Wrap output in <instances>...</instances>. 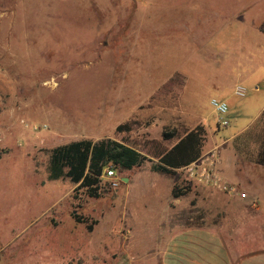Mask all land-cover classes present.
<instances>
[{
	"label": "rangeland",
	"instance_id": "374dc122",
	"mask_svg": "<svg viewBox=\"0 0 264 264\" xmlns=\"http://www.w3.org/2000/svg\"><path fill=\"white\" fill-rule=\"evenodd\" d=\"M252 2L0 0V264H144L136 234L145 214L154 221L146 187L154 183L162 197L169 182L184 186L183 176L146 159L115 170L114 180L102 177L101 196L90 197L67 178L47 179L50 150L73 140L142 145L165 128L203 125L201 154L218 147L221 175L234 177L243 166L262 179L264 167L250 159L264 104ZM238 84L244 96L235 94ZM211 98L226 102L227 126L218 124ZM124 122L131 129L115 132ZM188 190L170 222L190 215L199 224L220 212V192ZM132 216L134 234L126 224ZM247 232L236 234L263 249L264 232L261 239Z\"/></svg>",
	"mask_w": 264,
	"mask_h": 264
},
{
	"label": "crops",
	"instance_id": "0c3cea01",
	"mask_svg": "<svg viewBox=\"0 0 264 264\" xmlns=\"http://www.w3.org/2000/svg\"><path fill=\"white\" fill-rule=\"evenodd\" d=\"M252 5L253 9L255 8L253 14L256 15L253 25L256 34L254 43L256 49L260 51L259 54H264V32L262 31L264 0H253ZM249 7V5L244 6L242 12L245 14ZM263 79L264 76L261 81ZM262 83L264 85V82ZM255 88L258 89L257 86ZM262 107L261 115L264 111V104ZM263 129L264 122L262 119L261 138ZM257 151L255 155L250 157L254 162ZM260 166L264 167V165ZM256 171L252 168L235 166L232 170L234 177L229 178L223 175L227 180L236 183L240 191L245 192L247 196L240 198L237 195L227 196L219 193L220 212L212 216L206 213L204 218H200L201 223L199 224L192 222L190 215L187 216L185 222H182L181 219L170 222L172 212L180 206L182 195L173 197L172 185L170 186L172 183L169 182L168 187L164 185L162 188L163 196L160 197V195L158 196L160 194L159 189L150 182V186L146 187L148 193L144 194L146 196L144 197L147 198L144 201V208L152 206L154 214L151 217L154 221L149 223L150 216L145 214L144 227L141 228L140 233L135 231L136 225L133 222V216L126 223L128 231L132 234L135 231L136 235L140 234L143 239L141 243L144 242V264H264V248H258L260 243L254 240L253 248L245 245L243 241L244 238H249L253 234L247 232L249 229L253 228L258 231V238L260 239V232H264V176L260 180L255 175ZM181 175L183 176V185H200L187 180L183 174ZM258 182H261L263 186ZM148 210L151 209L146 211ZM239 230L243 233V239L236 234V231Z\"/></svg>",
	"mask_w": 264,
	"mask_h": 264
},
{
	"label": "trees",
	"instance_id": "16d2710c",
	"mask_svg": "<svg viewBox=\"0 0 264 264\" xmlns=\"http://www.w3.org/2000/svg\"><path fill=\"white\" fill-rule=\"evenodd\" d=\"M264 32V25L262 26ZM174 78L161 86H171ZM264 122V111L262 113ZM131 129L129 122L120 123L115 132H127ZM204 126L193 129L185 126L165 128L160 140L148 141L145 144L133 145L124 140L105 137L99 140L82 138L53 147L49 154L48 174L50 180L68 178L75 184L74 189L82 188L90 197H100L102 193V173L105 167L113 170H130L143 164L146 159H156L153 168L168 174L192 162L201 154L204 138ZM255 162L264 165V129ZM189 186H174L172 196L178 197L188 191ZM76 221L84 219L73 213ZM88 228L91 225L88 224Z\"/></svg>",
	"mask_w": 264,
	"mask_h": 264
},
{
	"label": "built area",
	"instance_id": "2783aa9c",
	"mask_svg": "<svg viewBox=\"0 0 264 264\" xmlns=\"http://www.w3.org/2000/svg\"><path fill=\"white\" fill-rule=\"evenodd\" d=\"M234 92L239 96H244L246 88L238 84L235 86ZM210 104L216 113L218 124L227 126L228 120L225 118V114L228 111V106L226 102L217 98H211ZM37 128V126H34V129ZM219 163L218 147L216 146L200 154L198 158L187 165L178 168L177 171L183 174L187 180L194 183L208 186L227 196L237 195L240 198H245L247 194L240 191L236 183L227 180L218 172L217 167ZM101 177L114 180L115 170L105 167ZM112 184L116 186L117 182L112 181Z\"/></svg>",
	"mask_w": 264,
	"mask_h": 264
}]
</instances>
